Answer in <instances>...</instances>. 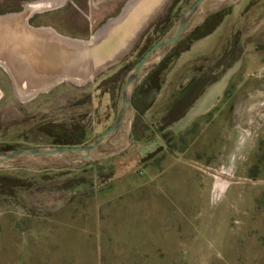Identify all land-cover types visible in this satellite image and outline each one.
<instances>
[{"label": "rangeland", "instance_id": "rangeland-1", "mask_svg": "<svg viewBox=\"0 0 264 264\" xmlns=\"http://www.w3.org/2000/svg\"><path fill=\"white\" fill-rule=\"evenodd\" d=\"M173 1L159 6L128 47L86 82L65 77L26 96L0 62V146L27 138L30 146H52L38 126L65 119L90 93L91 106H99L98 84L127 64L143 32ZM130 2L0 0V15H20L29 7L34 10L26 20L32 27L88 42L113 19L120 20L110 30L124 23L121 15ZM247 4L208 0L186 27L231 10L211 35L182 54L156 96L148 114L152 121L165 115L194 78L209 71L221 76L165 131L170 145L159 138L132 141L129 106L121 128L93 152L94 158L106 159L128 151L117 161L115 203L104 195L110 182L87 187L85 198L84 185L65 190L64 178L52 184L43 180L44 174L70 168L83 173L76 156L26 155L0 164V170L42 180L14 196L0 195V264H264V0L248 16ZM177 8L185 9L186 1ZM234 45L230 65L216 67ZM168 51L153 53L141 78ZM107 103L104 98L103 106ZM162 146L166 149L143 160ZM129 179L140 187L129 191Z\"/></svg>", "mask_w": 264, "mask_h": 264}, {"label": "trees", "instance_id": "trees-1", "mask_svg": "<svg viewBox=\"0 0 264 264\" xmlns=\"http://www.w3.org/2000/svg\"><path fill=\"white\" fill-rule=\"evenodd\" d=\"M186 8H177L184 0H174L165 9L157 21L141 35L137 47L133 54L115 74L103 79L96 90L100 96V105L93 108L91 106L93 95L90 93L85 99L73 104V112L61 121H49L38 126L43 136L49 140L53 146H83L93 141L99 135L107 131L115 122L122 104V93L126 85L129 73L135 68L145 54L158 42L171 38L176 29L181 15L192 6L195 1L185 0ZM262 0H248L244 13L251 14L255 6ZM231 10L223 8L207 16L202 24L194 29H186L177 44L169 48L168 53L161 61L153 66L148 73L141 78L133 93V105L137 109L130 132V139L135 143H148L156 141L158 138L170 145V137L165 131L175 122L185 116L187 111L194 105L197 99L203 94L205 88L216 81L221 76L204 72L201 76L194 78L186 86L181 95L166 110L165 115L152 121L148 114L155 105V99L166 83L169 72L183 53L191 50L192 46L199 40L211 35L230 14ZM144 40V41H143ZM143 41V42H142ZM237 45L227 48L216 67L229 66L234 59V52ZM104 98L108 103L103 106ZM89 105L87 108H79L82 105ZM1 131V128H0ZM26 139L23 144H7L0 146L1 150L31 147ZM161 150L149 153L143 160H149ZM128 152V151H127ZM126 152L115 157L106 159L80 160L83 173L75 174L73 169H67L57 174H44L43 180L54 183L56 177L64 178L61 184L63 189L78 190L80 186H97L98 184L109 182L119 170L118 159L124 157ZM42 180L24 174H17L11 171L0 170V195L14 196L20 190H30ZM76 185V186H74ZM85 187V188H86ZM90 195V193H87Z\"/></svg>", "mask_w": 264, "mask_h": 264}, {"label": "bare ground", "instance_id": "bare-ground-1", "mask_svg": "<svg viewBox=\"0 0 264 264\" xmlns=\"http://www.w3.org/2000/svg\"><path fill=\"white\" fill-rule=\"evenodd\" d=\"M137 1L131 0L122 15L126 18L119 29L118 46L135 33L147 14L160 6L163 0H142L136 8L134 5ZM133 7L136 10L131 12ZM33 10L28 7L26 13L0 18V62L11 71L22 93L27 96L34 89L45 87L58 77L85 79L91 76L98 57L84 51L85 46L95 44L106 32L114 31L110 28L120 19L110 21L92 41H65L51 28L43 31L29 28L26 15Z\"/></svg>", "mask_w": 264, "mask_h": 264}, {"label": "water", "instance_id": "water-1", "mask_svg": "<svg viewBox=\"0 0 264 264\" xmlns=\"http://www.w3.org/2000/svg\"><path fill=\"white\" fill-rule=\"evenodd\" d=\"M166 0H163L160 4V6L165 2ZM208 0H196V2L190 6L182 15L180 20L177 23V29L174 33V35L169 38L165 39L163 41L158 42L155 44L146 54L145 56L139 61V63L135 66V68L129 73L128 78L126 80V85L122 93V104L119 111V114L114 122V124L104 133L99 135L97 138H95L92 142L83 145V146H31V147H23V148H15L10 150H1L0 149V164L6 161H10L14 158L20 157V156H26V155H63V154H70L73 156H76L83 160H91L95 159L93 156V152L102 144V142L109 136H111L113 133L118 131L121 126L123 125V122L125 120L127 109L129 106L132 107L133 110V117H132V125L131 130L133 127V121L135 118V115L137 113V109L133 105V93L139 84L141 80V73L144 69V67L147 64L148 58L162 48H172L174 47L177 42L180 40L181 36L183 35L184 31L186 30V27L188 26L191 19L195 16V14L200 10V8L203 6L205 2ZM159 8L156 7L154 10H152L149 14H147L146 19L144 22H142L141 26L135 31V33L128 38V40L125 41L124 44L121 46H118V41L120 37V30L122 23L118 28L114 30V32L101 41H99L96 44H90V46H85L84 51H86L89 55H93L94 57H98L96 61V68L95 71L91 74V76H87L85 79H79L75 78L74 76H68L70 78H73L74 80H77L79 82H86L90 79H92L97 72V70L105 65L106 63L112 61L115 59L125 48L128 47V45L132 42V40L136 37V35L139 33V31L142 29L144 24L150 19L151 15L154 13V11ZM15 15V14H11ZM11 15H0V18H7ZM122 16V15H121ZM120 16V17H121ZM29 25V26H28ZM27 26L29 28L34 29L35 31L41 30L43 28H34L32 27L29 22L27 23ZM116 27V26H115ZM63 37V36H62ZM63 39L70 40V41H76L75 39L71 38H65ZM87 47V48H86ZM79 49V47H76ZM63 79V78H55L52 82L49 84L55 83L56 81ZM46 87V86H45ZM43 87H38L34 89L33 93H36L39 89Z\"/></svg>", "mask_w": 264, "mask_h": 264}, {"label": "crops", "instance_id": "crops-1", "mask_svg": "<svg viewBox=\"0 0 264 264\" xmlns=\"http://www.w3.org/2000/svg\"><path fill=\"white\" fill-rule=\"evenodd\" d=\"M129 137H130V134H129ZM161 149H166L165 147L163 148V146H162V148ZM127 151V149H124L123 151H120L118 154H115V153H113L112 154V156L111 157H115V156H118V155H120L121 153H123V152H126ZM152 152H155V151H152ZM151 152V153H152ZM94 160H97V158H95ZM117 174L116 175H114V177L109 181L110 183H111V185H110V191L109 192H106L104 195H108V194H110L111 195V200L113 201V203H115V191H116V187H115V180H117ZM128 181H130V179L129 180H127V182ZM128 187H129V191L130 190H134V189H136V188H138V187H140L139 186V184H137V186L135 185V184H133V183H131V182H128L127 184H126ZM86 187V186H85ZM85 187H81V189L83 190V195L85 196V198L86 197H88L87 196V192H85V189L87 188H85ZM147 196V198L149 197V194L148 195H146ZM151 198V197H150ZM141 202V201H140ZM113 215H115L114 213H113ZM115 235V232H113V236ZM115 237V236H114Z\"/></svg>", "mask_w": 264, "mask_h": 264}]
</instances>
